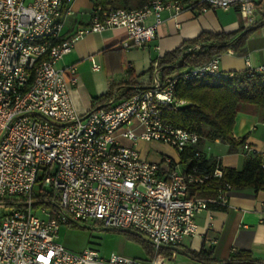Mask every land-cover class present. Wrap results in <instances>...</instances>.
<instances>
[{"label":"built area","instance_id":"2783aa9c","mask_svg":"<svg viewBox=\"0 0 264 264\" xmlns=\"http://www.w3.org/2000/svg\"><path fill=\"white\" fill-rule=\"evenodd\" d=\"M72 1L0 0V264H169L180 252H164L196 235L193 214L226 208L233 188L228 183L214 186L224 169L216 161L211 171L200 168L197 162L203 155L195 149L201 137L166 122L161 111L185 105L173 97L177 80L229 78L232 73H221L215 57L162 80L155 63L149 89L123 100L115 90L109 106L80 114L70 99L76 69H57L56 64L78 39L106 29L126 31L125 49L144 47L156 37L163 10L177 15L184 10L235 8L250 24L264 0H151L140 9L93 0L88 24L65 37ZM150 16L154 22L148 25ZM90 60L92 70L99 71L101 66ZM246 69L250 77L264 74V66L251 68L247 63ZM133 123L141 127L140 134L131 129ZM118 131L132 147L116 141ZM139 140L186 155V167L180 169L170 159L147 162L134 147ZM242 154L259 159L264 169V154L247 144ZM38 181L50 207L35 210L33 189ZM202 187L215 194L198 195ZM78 223L135 231L151 245L154 256L141 260L111 253L104 259L94 249L70 252L56 242L57 234L61 226Z\"/></svg>","mask_w":264,"mask_h":264},{"label":"crops","instance_id":"0c3cea01","mask_svg":"<svg viewBox=\"0 0 264 264\" xmlns=\"http://www.w3.org/2000/svg\"><path fill=\"white\" fill-rule=\"evenodd\" d=\"M92 8L93 0L72 1L65 18V37L88 24ZM161 18L156 37L141 48H123L127 34L121 28L90 33L75 42L70 53L56 64V68L73 66L76 69L77 83L70 93V99L77 113L90 111L92 101L106 95L110 87L119 91L120 95L122 90L116 87L128 81L138 86L150 85L153 64L201 33L229 34L241 29H253L245 42L244 54L237 55L227 50L219 57V69L221 73L228 74L244 71L247 63L251 68L264 66V1L257 6L250 24L241 18L235 8L203 13L184 10L177 15L173 11L163 10ZM153 22L152 16L146 20L148 25ZM91 58L101 66L99 71L92 70ZM131 129L136 134L141 133L137 123H133ZM120 132L115 134L116 141L124 147H132L133 144L123 139ZM232 136L236 141L249 145L258 155L264 154V110L244 106L236 115ZM242 145L230 151V146L225 142L203 140L196 149L205 159L218 162L223 169L240 170L245 159ZM134 147L147 162L161 163L164 159H170L180 169L186 167L188 158L182 160L173 148L165 144L139 140ZM193 220L197 226L196 235L184 238L179 248L195 253L211 249L216 261H226L232 252L245 251L253 259L264 262V191L233 190L228 195L226 208L196 212ZM169 264L199 263L179 254Z\"/></svg>","mask_w":264,"mask_h":264},{"label":"trees","instance_id":"16d2710c","mask_svg":"<svg viewBox=\"0 0 264 264\" xmlns=\"http://www.w3.org/2000/svg\"><path fill=\"white\" fill-rule=\"evenodd\" d=\"M151 0H114L113 5L122 9H140ZM192 0H183V2ZM106 2V0H103ZM253 29H241L235 33H201L195 39L184 42L179 48L166 53L158 60L157 65L161 69V79L179 77L181 73L199 67L212 58L220 57L227 50L234 54L242 55L245 52V42L253 32ZM198 47V50H193ZM179 64V65H178ZM178 65V66H174ZM122 90L118 99H129L138 93L150 88L138 86L128 81L117 86ZM115 88L110 87L106 95L92 101V109L107 107L113 99ZM173 97L175 100L185 102L182 107L175 108L173 105L163 107L161 114L163 119L176 128L196 132L203 140H220L233 147L240 146L243 141H236L232 136L235 118L244 106H252L264 110V74H256L250 77L249 70L232 73L229 78H217L206 76L201 79L183 83L177 80L173 86ZM197 150V149H195ZM182 160L188 157L182 155ZM198 166L205 171H211L214 162L205 159L203 156L197 162ZM221 183H228L233 190H253L254 192L264 191V169L261 168L260 160L245 158L240 170L224 169L221 180L215 182V187ZM197 194L204 197H211L215 194L214 189L204 187L197 189ZM48 194L43 191L34 196L33 208L35 210L50 207L46 201ZM219 209V208H216ZM224 209V208H222ZM128 238L142 244L148 259L154 254L151 245L143 236L135 231L126 230ZM180 252L181 255L199 264H264L252 258L249 252L235 251L229 255L226 261L213 259L212 250L202 249L195 253L177 249H167L165 256L171 252Z\"/></svg>","mask_w":264,"mask_h":264},{"label":"rangeland","instance_id":"374dc122","mask_svg":"<svg viewBox=\"0 0 264 264\" xmlns=\"http://www.w3.org/2000/svg\"><path fill=\"white\" fill-rule=\"evenodd\" d=\"M38 178H41V173ZM40 190L41 184L38 181L33 189L34 195H38ZM56 242L73 253L94 249L104 259L111 253L137 259L146 257L141 243L128 238L122 231L105 229L96 223L63 225L59 229Z\"/></svg>","mask_w":264,"mask_h":264}]
</instances>
